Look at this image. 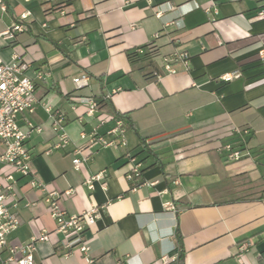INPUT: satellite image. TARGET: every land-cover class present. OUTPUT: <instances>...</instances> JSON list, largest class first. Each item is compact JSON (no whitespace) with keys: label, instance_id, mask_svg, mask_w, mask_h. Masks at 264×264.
Wrapping results in <instances>:
<instances>
[{"label":"crops","instance_id":"1","mask_svg":"<svg viewBox=\"0 0 264 264\" xmlns=\"http://www.w3.org/2000/svg\"><path fill=\"white\" fill-rule=\"evenodd\" d=\"M58 1L64 6L51 10ZM2 2L0 18L7 21H0V32L24 12L30 16L15 40L0 38V58L10 62L17 52L30 63L28 77L50 74L35 81L33 113L17 117L22 128L42 127L26 141L32 170L49 191H74L58 203L67 215L102 207L82 232L95 264H158L162 255L179 253L183 264H264V62L258 58L264 18H255L264 0ZM160 5L166 11L158 18L153 8ZM147 46L155 55L130 64L127 52H148ZM175 52L188 54L189 69L176 62V73L168 74L164 59ZM83 75L89 85L76 89L72 80ZM87 97H107L110 105L89 116L78 101ZM42 104L64 115L69 137L50 153L57 136ZM112 111L124 122L127 145L86 149L90 160L74 169L80 133L105 134L116 119ZM100 114L115 119L99 126ZM222 145L240 159L228 161ZM127 154L142 165L139 179L126 178ZM103 170L106 189L94 181L88 190L85 181ZM5 174L15 179L12 210L20 224L0 259L46 231L47 239L35 244L34 264H87L56 232L44 193L0 166V181ZM243 243L248 248L240 252Z\"/></svg>","mask_w":264,"mask_h":264},{"label":"built area","instance_id":"2","mask_svg":"<svg viewBox=\"0 0 264 264\" xmlns=\"http://www.w3.org/2000/svg\"><path fill=\"white\" fill-rule=\"evenodd\" d=\"M31 2L35 0H24ZM218 1L211 0V5L215 6ZM164 5L153 8L156 17H161L166 9ZM0 8L5 11V6L0 0ZM30 16L28 11L20 15L18 21L13 22L10 27L0 32V38L4 40H15L16 36L26 30V20ZM257 19L264 18V11L256 15ZM258 58L264 62V49L258 52ZM180 62L185 70L189 69L188 54L185 52H175L168 58L164 59L163 70L168 74H175L176 70L172 66L173 63ZM30 69V63L17 52L12 54L10 62H4L0 58V166L9 167L15 174L29 178V186L44 193V202L49 207V214L56 223V232L64 235V244L68 249L77 248L83 255L87 264H95L94 260L89 256V247L82 237L85 228L94 226L96 219L102 210V207L92 206L86 210L80 211L76 215H67L64 210L59 207V201L71 196L74 191L69 189L64 192L49 191L46 186L36 177L31 167L32 156L26 147V141L33 134L42 132L41 126H35L27 123L22 128L17 117L20 114H31L38 105V99L35 94V81H42L50 74L49 72L37 71L34 77L27 76ZM159 77L158 74H155ZM238 76V72L230 75H224L223 80H230ZM72 83L76 89L88 87L89 77L87 75L74 78ZM78 101L86 106V113L89 116H95L98 113L97 102L92 97L79 98ZM43 110L52 119L53 130L56 132L57 142L47 151L60 149L63 145L68 144L69 137L65 132L64 115L57 110H53L50 106L44 105ZM98 125H104L111 120L112 116L100 114L96 117ZM126 127L121 118L114 120V125L105 133L99 134L97 128L91 132H81L79 139L81 144L74 149L75 156L72 159L74 169H78L81 164L90 160L88 156L83 154L86 149L90 148H109L115 146H126L125 137ZM220 148L227 152V160L234 161L241 157L239 151L233 150L230 145H222ZM129 163L131 164L130 172L126 178L130 181L141 177L142 165L132 155L127 154ZM106 171H100L85 181L88 190H93V182H101V187L106 189ZM15 179L11 174H5L0 181V250L7 246L8 235L17 229L20 220L16 213L12 210L16 207L14 201ZM12 203V204H9ZM166 208L174 210L170 204L165 205ZM47 233L43 231L38 238H32L31 241L24 245L11 246L8 248L9 256L5 261L0 259V264L16 262L17 264H34L32 253L35 250V244L39 240H46ZM247 244L243 243L239 246V251H246ZM176 260L170 255H162L158 264H172Z\"/></svg>","mask_w":264,"mask_h":264},{"label":"trees","instance_id":"3","mask_svg":"<svg viewBox=\"0 0 264 264\" xmlns=\"http://www.w3.org/2000/svg\"><path fill=\"white\" fill-rule=\"evenodd\" d=\"M64 4H65L64 1H58L57 3H55L52 6L51 10L58 11L64 6ZM47 11H49V10L45 11L46 14H47ZM26 30H28V26H27ZM147 47H149V46H147ZM145 49H146V47H141V48L127 52L126 56L128 58V61L130 62V64L133 65V64H136L140 61H149L151 59V57H153L155 55V50L153 49V47H151V48L149 47L148 52H144ZM96 102H97L98 110H102L104 108H107L110 105L107 97H103ZM112 112L114 113L116 118L120 117L119 114L115 113L114 111H112ZM122 117L126 118V116H122ZM177 240L178 241L180 240L179 234L177 235ZM176 262H177V264H183V257H182L181 253L178 254Z\"/></svg>","mask_w":264,"mask_h":264},{"label":"rangeland","instance_id":"4","mask_svg":"<svg viewBox=\"0 0 264 264\" xmlns=\"http://www.w3.org/2000/svg\"><path fill=\"white\" fill-rule=\"evenodd\" d=\"M18 13H16V15H17ZM16 15H15V17H16ZM0 21L1 22H6L7 21V16L6 15H4V14H2V17L0 18Z\"/></svg>","mask_w":264,"mask_h":264}]
</instances>
